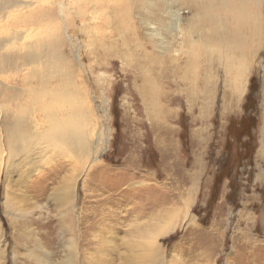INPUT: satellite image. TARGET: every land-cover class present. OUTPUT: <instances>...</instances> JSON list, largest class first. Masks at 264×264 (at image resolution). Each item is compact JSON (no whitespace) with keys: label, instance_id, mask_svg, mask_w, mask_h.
Returning <instances> with one entry per match:
<instances>
[{"label":"rangeland","instance_id":"374dc122","mask_svg":"<svg viewBox=\"0 0 264 264\" xmlns=\"http://www.w3.org/2000/svg\"><path fill=\"white\" fill-rule=\"evenodd\" d=\"M24 1L40 2L20 12H34L38 17L39 35L34 38L40 39L42 33L60 37L66 28L71 41L63 37L62 53L68 61L80 58L83 67L75 62L77 82L93 98L99 125L109 129L101 165L88 173L86 198L84 176L77 184L76 208L82 205V218L93 219L90 208L99 207L95 219L100 223L111 205L116 219L112 224L118 230L112 238L120 251L115 254L107 249L112 256L110 264H125V242L134 243L136 236L129 228L134 215H144L140 221H146L151 231L158 225L154 220L157 212H170L193 200L190 212L197 215L199 228L188 232L181 227L160 239L167 258L176 246L182 264H264V2L243 16H259L249 31L254 39L209 43L196 41L200 29L189 24L194 18L183 0L0 3L24 6ZM151 2L156 16L149 14ZM59 8H63L61 12ZM9 11L3 15H17ZM177 12L180 22L173 36L168 27L173 24L172 13ZM4 21L0 23L4 37L24 26L19 19ZM190 35L198 43L193 46L203 48L200 56L188 53L191 46L181 41ZM233 46L252 48L257 54L240 57L226 53L216 58L204 53L207 48L227 51ZM165 48H170L172 56L161 54ZM0 81L12 82L7 76ZM51 167L35 176L33 188H28L33 200L26 201L29 206L24 215L7 210L18 221L15 236L3 206L5 184L1 182L0 223L7 245L6 264L13 263V247L26 255L34 249L30 241L27 246L22 243L23 219L28 221L30 239L38 238L46 253L61 259L60 215L53 208V198L69 173L64 162ZM116 203L123 204L122 210ZM96 227L103 235L109 234L107 227ZM97 248H103L101 243ZM19 256L20 264H37L34 258Z\"/></svg>","mask_w":264,"mask_h":264},{"label":"bare ground","instance_id":"6f19581e","mask_svg":"<svg viewBox=\"0 0 264 264\" xmlns=\"http://www.w3.org/2000/svg\"><path fill=\"white\" fill-rule=\"evenodd\" d=\"M24 2V6L10 2L0 3V23L8 19L17 22L19 19L24 24L21 29L19 27L9 37H4L5 34L0 30V77H11L12 81L11 83L0 81V185L4 181L3 193L6 202L3 203V206L6 209L14 236L16 235L15 223L18 221L7 210L11 208L21 214L26 211V206H29L26 201L28 198L33 200L28 194V188H33L36 181L35 176H40L41 173L46 172L47 167L56 165L58 162H64L68 166L69 174L66 176L67 182H63L53 198V208L58 211L57 216L60 215L57 227L61 229V259H53L46 253L38 238L30 239L31 230L27 227L28 221L23 219L24 230L22 229L20 232L22 233V243L27 246L30 241L34 245V249L26 255L13 247L12 264H20L19 255L29 257L31 260L34 258L37 264H110L112 256L108 255V250L111 249L115 254L120 251L119 245L112 238L118 230L112 224L116 219L113 211H110V203H108L110 205L107 208L108 211L102 214L105 221L100 220V223L95 219L97 212L100 211L99 207L90 208L93 219L91 216L82 218L81 214L85 209L82 205L79 210L76 208L77 184L84 176L83 187L86 191V198L89 188L88 173L101 165V160L108 148L109 129L104 125H99V118H97L92 105L93 98H90L91 95L79 86V80L77 82L75 62L76 65L82 66L78 62L80 58L74 62L68 61L62 53L63 39H65L63 37L66 36L71 41L66 28L64 33L61 32L62 36L55 35L59 37L56 39L54 35L51 37L46 33H42L45 35L41 34L40 39L34 38L35 35H39V25L35 22L38 17L34 12L28 14L20 12L38 6L40 2ZM263 2L264 0H183V4L191 11L193 15L191 16L194 18L189 24L200 29L196 41L209 43L210 41L242 43L254 39L249 31L252 30L251 23L256 24L259 16L257 13L253 16H243L246 12L262 6ZM63 5L61 4V6ZM151 6L152 9L148 10L149 14L156 16L157 14L153 12L152 2ZM169 8L171 7L169 6ZM59 9L61 12L63 8ZM8 11L17 15H3ZM198 12L200 14L197 16ZM172 15L173 24L168 28L174 33L173 36H176L177 26L180 22L179 12L172 13ZM251 18L253 20L250 22ZM0 27L2 29V26ZM6 31H10V29ZM36 31H38L37 34ZM152 34L155 36L158 33ZM186 38L184 37L181 41L191 46L188 47L190 50L188 53L200 56L203 48L193 46L197 42L191 35ZM19 42L21 43L19 44ZM14 45L17 46L13 47ZM12 47L14 51L9 53L8 50L11 51ZM179 50L183 54L187 53L182 49ZM169 52L170 48H165L161 54L172 56V53L169 54ZM178 52L175 54L177 55ZM204 53L206 57L215 56L216 58H220L226 53L250 57L256 55L257 50L233 46L227 51L207 48ZM57 169L61 171L62 167ZM12 176H15L16 180H12ZM10 190L14 191L11 193L12 198L9 194ZM193 201L187 202L185 207H177L170 212H157L154 220H158V225L151 228V231H148L149 226L146 221H140L141 218H145L144 215H134L135 220L129 228L133 229L136 236H134V243L128 241L129 239L125 242L126 253L123 258L125 264H182L183 261H181L180 254H177L176 246L167 258L165 246L160 243V239L169 237L181 227H186L188 232L198 230L197 215L190 212ZM115 206L117 209H121L123 204L116 203ZM137 209L132 213H135ZM127 214L129 213H126L125 216ZM89 220L92 223H87ZM97 225L107 227L109 234L106 236L97 231ZM129 234L133 236L130 232ZM15 240L13 244H16ZM87 243L91 246L94 245V249H88ZM100 243L103 247L101 250L97 248ZM6 248V240L0 223V264H6ZM208 252L207 256L210 258Z\"/></svg>","mask_w":264,"mask_h":264}]
</instances>
